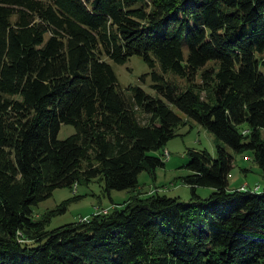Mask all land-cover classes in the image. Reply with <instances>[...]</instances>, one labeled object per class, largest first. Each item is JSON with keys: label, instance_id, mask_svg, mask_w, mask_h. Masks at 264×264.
Listing matches in <instances>:
<instances>
[{"label": "trees", "instance_id": "1", "mask_svg": "<svg viewBox=\"0 0 264 264\" xmlns=\"http://www.w3.org/2000/svg\"><path fill=\"white\" fill-rule=\"evenodd\" d=\"M133 54L154 93L118 82L110 60ZM263 54L264 0H0V264H264V188L227 179L242 151L264 177ZM192 121L216 154L187 149L189 199L140 194L138 174L154 178ZM93 179L136 193L49 230L70 199L33 217Z\"/></svg>", "mask_w": 264, "mask_h": 264}, {"label": "rangeland", "instance_id": "2", "mask_svg": "<svg viewBox=\"0 0 264 264\" xmlns=\"http://www.w3.org/2000/svg\"><path fill=\"white\" fill-rule=\"evenodd\" d=\"M262 56L264 57V54ZM110 63L122 87L129 84H138L147 92L154 93V90L150 86L152 82L150 68L139 54L131 55L122 63H116L111 60ZM156 70L160 71L157 66ZM162 73L165 78H172L173 73L171 71L167 70ZM175 78L180 85H184L182 79H179L177 76ZM170 106L176 112L182 114L176 106ZM73 130V126L63 124L60 126L58 137H65L73 132ZM178 132L179 134L168 140L164 147V149L169 151L170 155L169 153H165L164 149L161 150L160 153L163 151L164 165L155 168V177L152 178L145 170H142L138 174L139 189H142L140 194L143 195L157 190L166 195L179 196L183 200L189 199L190 189L179 179V176L188 173V169L184 166L188 159L186 151L188 148H205L212 156H215V139L212 132L195 121L179 127ZM152 153L158 154L157 151ZM244 168L247 169L244 170ZM227 179L228 187L230 188L240 185H245L252 189L255 186H259L257 190H263L264 188L262 171L252 160L248 151L234 153L232 167L228 172ZM102 184V181L93 179L88 183H78L69 187H56L50 196L33 206V217L43 218L54 212H58L59 204L67 198L70 199L66 203L65 211L56 213L49 218L45 226V229L49 230L62 224L76 221L79 218L86 219L92 213H98L99 211L107 212L114 205L124 203L131 196L134 197L136 193V190L131 189H111L110 193L107 194ZM211 189L209 186H198L196 192L200 196H206L210 193ZM74 195H78L79 197L71 199Z\"/></svg>", "mask_w": 264, "mask_h": 264}, {"label": "built area", "instance_id": "3", "mask_svg": "<svg viewBox=\"0 0 264 264\" xmlns=\"http://www.w3.org/2000/svg\"><path fill=\"white\" fill-rule=\"evenodd\" d=\"M165 153H168V152L165 150Z\"/></svg>", "mask_w": 264, "mask_h": 264}]
</instances>
